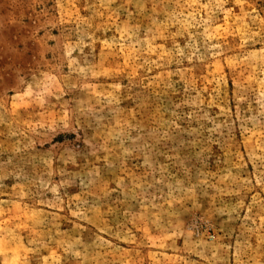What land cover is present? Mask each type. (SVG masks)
Listing matches in <instances>:
<instances>
[{
	"label": "rangeland",
	"instance_id": "rangeland-1",
	"mask_svg": "<svg viewBox=\"0 0 264 264\" xmlns=\"http://www.w3.org/2000/svg\"><path fill=\"white\" fill-rule=\"evenodd\" d=\"M0 264H264V0H0Z\"/></svg>",
	"mask_w": 264,
	"mask_h": 264
}]
</instances>
